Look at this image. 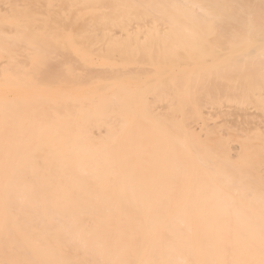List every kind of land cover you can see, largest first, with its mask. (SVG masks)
<instances>
[{
	"label": "bare ground",
	"instance_id": "6f19581e",
	"mask_svg": "<svg viewBox=\"0 0 264 264\" xmlns=\"http://www.w3.org/2000/svg\"><path fill=\"white\" fill-rule=\"evenodd\" d=\"M262 116L264 0H0V264H264Z\"/></svg>",
	"mask_w": 264,
	"mask_h": 264
},
{
	"label": "rangeland",
	"instance_id": "374dc122",
	"mask_svg": "<svg viewBox=\"0 0 264 264\" xmlns=\"http://www.w3.org/2000/svg\"><path fill=\"white\" fill-rule=\"evenodd\" d=\"M209 90H210V87H209ZM203 99H205V98H203ZM203 101H204V106H205V107H204L203 105L200 104V109L203 110L204 112H207V111L209 112L210 109H208V108L211 107L210 104L206 103L207 100H202V101H201L202 104H203ZM226 102H227V104H226ZM223 103H224V102H223ZM228 103H229V106H227ZM225 104H226V105H225ZM225 104H223V108H222V109L226 110L227 108H229L227 111H230V112H226V111H224V112H223L224 114H226V113L228 114V113H231V112H232L231 114H233V113H235L236 111H238V108H237V107L235 108V105H233L234 107L230 108V107H231V106H230V105H231L230 102L225 101ZM232 104H233V103H232ZM208 105H209V107H208ZM213 107H215V105H213ZM226 107H227V108H226ZM234 108H235L236 110H235ZM212 109H213V108H211V111H210V112H212ZM231 109H233V111H232ZM214 110H215V113H216V112L218 113V111H217L216 109H214ZM214 110H213V111H214ZM252 110L255 111V108L252 109ZM252 110H251V111H252ZM225 112H226V113H225ZM240 112H241V111H240ZM256 112H257V111H256ZM259 112H260V111H259ZM213 113H214V112H213ZM236 113H238V112H236ZM227 114H226V116H225V115H224V116L221 115V116H223L224 118H223V117H220V116H219L218 118H219V119H220V118H223V120L226 119V121H227L228 115H230V114H228V115H227ZM257 115H258V114H257ZM260 115H263V114L261 113ZM260 115H258L259 118H260ZM229 117H230V116H229ZM262 118H264V117L262 116ZM216 119H217V118H216ZM220 120H221V121H218V119H217V121H216V122H217V127L215 126V128H217V129H218V126L220 125L219 122H220V123L222 122L223 125H224V123H226V121L223 123V120H222V119H220ZM228 120H229V119H228ZM261 120H262V119H261ZM229 121H230V120H229ZM260 122H262V121H260ZM260 122H259V123H260ZM222 124H221V125H222ZM263 124H264V123H263ZM221 125H220V129L223 130L225 126L222 128ZM238 127H239L240 130L238 129ZM215 128H213V130H215V131H214V135H215V132H216V129H215ZM225 128L227 129L226 131H225V130H223V131L220 130V131H222V134H223L224 131H225V134H227V135H226V138H227V139H226V138H223V140L225 139V142L228 140V142H230V144H234L233 142H231V140H233L234 138H235V140H236V137H238V138L240 137V138H241V137L243 136V135H242L243 132L247 131V129H248V128H247V129L244 131V128H245V127H244V128L242 127L243 130H241V127H240V126H235V128H236V132L240 131V133H236V135H238V136L235 135V136L233 137L232 135L235 134V133L232 134V133H233L232 130H233L234 127H233V128H228V121H227V126H226ZM249 129H251V128H249ZM249 129H248V131H249ZM213 130H212V131H213ZM254 130H255V129H254ZM218 131H219V129H218ZM218 131H217V132H218ZM220 131H219V132H220ZM250 131L254 132L252 129H251ZM250 131H249V132H250ZM255 131H256V130H255ZM204 132H205V131H204ZM204 132H203V133H204ZM219 132H218V133H219ZM241 132H242V133H241ZM252 132H250V133H252ZM257 132H258V131H257ZM255 133H256V132H255ZM255 133H254V135L252 134L251 136H249L250 134L248 135V132H245L244 134H247L249 137H252V136H255V135L257 136V134H255ZM259 133H260V132H259ZM261 133H262V132H261ZM200 134H201V133H200ZM204 134H205V133H204ZM240 134H241V135H240ZM205 135H206V134H205ZM223 135H224V134H223ZM239 135H240V136H239ZM258 135H259V134H258ZM218 136H219V135H216L217 138H219ZM231 136H232V137H231ZM244 136H245V138L248 137V136L246 137V135H244ZM244 136H243V137H244ZM205 137H206V136H205ZM223 137H224V136H223ZM249 137H248V139H249ZM201 138H202V137H201ZM214 138H215V136H214ZM217 138H216L215 140H216V141H219L220 139H217ZM202 139H204V138H202ZM229 139H230V140H229ZM238 140H240L239 142L241 143L242 138H241V139H238ZM238 140L235 141V143H236L235 145H239V144H238ZM244 141H245V142H244ZM244 141H243L244 144H246V139H245ZM219 142H220V141H219ZM223 142H224V141H223ZM225 142H224V143H225ZM243 142H242V143H243ZM249 142H250V141H249ZM249 142H248V143H249ZM216 143H217V142H216ZM216 143H215V144H216ZM252 143H254V142H252ZM257 143H259V141H257ZM217 144H218V143H217ZM217 144H216V145H217ZM256 145H258V144H256V142H255V146H256ZM217 146H218V145H217ZM256 147H257V146H256ZM256 147H255V149H257Z\"/></svg>",
	"mask_w": 264,
	"mask_h": 264
}]
</instances>
